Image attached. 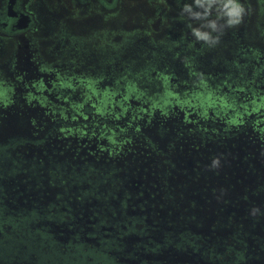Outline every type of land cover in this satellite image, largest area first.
Wrapping results in <instances>:
<instances>
[{
	"label": "flooded vegetation",
	"instance_id": "1",
	"mask_svg": "<svg viewBox=\"0 0 264 264\" xmlns=\"http://www.w3.org/2000/svg\"><path fill=\"white\" fill-rule=\"evenodd\" d=\"M105 1L98 0L103 9ZM28 2L0 0V59L17 58L39 74L36 57L47 52L48 35ZM17 81L15 90L0 85V114L21 105L30 111L13 131L0 128V264H264V244L247 246L239 242L244 231L215 222L228 205L258 216L264 110L231 129L204 116L211 101L200 95L173 100L178 110L168 116L164 92L157 100H124L126 108L118 101L116 115L105 96L96 98L100 91L77 81L86 90L82 112L50 116L35 105L50 104L42 85ZM181 216L187 225L178 230ZM258 227L253 232L264 237Z\"/></svg>",
	"mask_w": 264,
	"mask_h": 264
},
{
	"label": "rangeland",
	"instance_id": "2",
	"mask_svg": "<svg viewBox=\"0 0 264 264\" xmlns=\"http://www.w3.org/2000/svg\"><path fill=\"white\" fill-rule=\"evenodd\" d=\"M262 2L107 0L103 9L98 0H29L48 35L42 41L47 52L36 57L41 73L34 68L28 72L17 58L5 56L0 59V85L15 90L17 80L24 78L41 84L39 94L50 104L36 99L35 105L45 106L50 116L67 117H76L85 102L86 90L77 81L100 91L96 98L105 96L111 103L107 110L116 115L121 113L118 101L126 108L124 100L158 99L167 92L171 99L160 107L171 116L178 110L173 100L200 95L211 101L204 104V116L237 129L264 110ZM43 69L49 71L46 76ZM59 83L66 85L60 89ZM219 99L224 107H218ZM67 102L73 111L63 109ZM184 107L183 113L195 115L196 110ZM26 114L30 111L22 105L4 110L2 133L16 129L15 121Z\"/></svg>",
	"mask_w": 264,
	"mask_h": 264
},
{
	"label": "trees",
	"instance_id": "3",
	"mask_svg": "<svg viewBox=\"0 0 264 264\" xmlns=\"http://www.w3.org/2000/svg\"><path fill=\"white\" fill-rule=\"evenodd\" d=\"M238 181H241V179ZM258 186H257L258 189L262 190V191H260L261 194H259V193L256 194V191H254L255 192L254 194L256 196L260 197V202L262 203V205L257 207V209L255 208V210H256L255 212L258 215L257 217H255L253 215H251L249 217L245 216L243 211L239 208L240 206H235V205L224 206L220 209L219 213H216L217 214L216 220H218V222L215 221L216 223H219V221H220V223L223 226H225V228L227 227L228 229H232V230L234 229L235 232L239 231V234H240L241 230L244 231L245 236L239 242H244L247 244V246L249 245L250 240H253L254 243H256V244L257 243L260 244V246H262V244H264V237H260V235H258L257 233L255 234L253 232V230L259 229L258 225L263 228L262 230H264V186H260V185H258ZM249 201H251V200H249ZM252 204H255V200H252ZM178 218H179V220L177 222L179 225L178 230H181L182 229L181 227L187 225V222H186L185 218L182 216L177 217V219ZM228 218H230V222L229 221L228 222L232 223L233 224L232 226L227 223ZM237 219L239 222L236 224L234 222V220H237ZM237 227H240L241 229L235 230V228H237ZM246 228L250 229L249 232L246 231ZM229 234H232V233L229 232ZM223 237L224 236H222L220 239H217V240L215 239L216 242L215 243L213 242V243L218 245L219 247H223L222 246V244L224 243ZM252 249H254V248H252ZM225 252H228V251L226 250ZM259 261H257V264Z\"/></svg>",
	"mask_w": 264,
	"mask_h": 264
}]
</instances>
